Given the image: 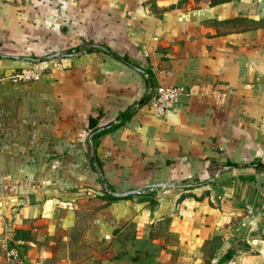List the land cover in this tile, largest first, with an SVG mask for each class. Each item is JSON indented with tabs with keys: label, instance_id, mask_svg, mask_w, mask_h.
<instances>
[{
	"label": "crops",
	"instance_id": "1",
	"mask_svg": "<svg viewBox=\"0 0 264 264\" xmlns=\"http://www.w3.org/2000/svg\"><path fill=\"white\" fill-rule=\"evenodd\" d=\"M0 76V264H264V0H0Z\"/></svg>",
	"mask_w": 264,
	"mask_h": 264
},
{
	"label": "built area",
	"instance_id": "2",
	"mask_svg": "<svg viewBox=\"0 0 264 264\" xmlns=\"http://www.w3.org/2000/svg\"><path fill=\"white\" fill-rule=\"evenodd\" d=\"M2 76V75H1ZM0 76V78H1ZM39 76V72L31 69H19L14 73L9 74V78L18 81H25L29 79H36ZM183 94V90L177 86H162L155 85L151 87L147 94V100L155 109L158 114L164 113L171 108L177 101L178 97ZM5 258L7 261L14 262L16 264H23V257L20 255L15 245H8L7 238L3 241Z\"/></svg>",
	"mask_w": 264,
	"mask_h": 264
},
{
	"label": "water",
	"instance_id": "3",
	"mask_svg": "<svg viewBox=\"0 0 264 264\" xmlns=\"http://www.w3.org/2000/svg\"><path fill=\"white\" fill-rule=\"evenodd\" d=\"M62 56V54H60L59 52H53V53H49L47 55H44L42 57H28V56H20V58L24 59V60H27V61H30V62H39V61H42L44 59H47V58H53V57H60ZM120 61H122L121 59H119ZM133 68V67H132ZM139 73H141L146 79H147V83H148V86H147V89H146V95L144 97H142L141 101L144 100L146 97H147V94L148 92L150 91L151 89V83H150V79H149V76L143 72V71H140L138 70ZM120 118L117 119V121H119ZM101 128L103 127H100V128H96L94 130H92L89 135H88V140L91 139V136L95 133V132H98ZM103 182V181H102ZM103 186H104V190H106L105 188V183L103 182ZM167 184L166 183H155V184H152L149 188L150 190H154V189H157V188H162L164 186H166ZM110 194L114 195V196H125V195H128V194H139L141 192V189H135V190H131V191H122V192H110L108 191Z\"/></svg>",
	"mask_w": 264,
	"mask_h": 264
},
{
	"label": "trees",
	"instance_id": "4",
	"mask_svg": "<svg viewBox=\"0 0 264 264\" xmlns=\"http://www.w3.org/2000/svg\"><path fill=\"white\" fill-rule=\"evenodd\" d=\"M89 49V48H88Z\"/></svg>",
	"mask_w": 264,
	"mask_h": 264
}]
</instances>
